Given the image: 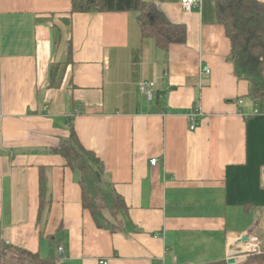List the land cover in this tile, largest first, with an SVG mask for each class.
Here are the masks:
<instances>
[{"label":"crops","instance_id":"crops-1","mask_svg":"<svg viewBox=\"0 0 264 264\" xmlns=\"http://www.w3.org/2000/svg\"><path fill=\"white\" fill-rule=\"evenodd\" d=\"M145 1L186 28L184 44L162 52L142 38L134 12L0 0L7 245L47 259L59 243L64 264H214L233 256L239 264L243 237L264 244V116L254 114L249 83L228 60L217 0L190 12L181 0ZM196 104L204 115L193 131ZM72 131L128 207L117 232L96 225L79 172L54 152Z\"/></svg>","mask_w":264,"mask_h":264},{"label":"trees","instance_id":"trees-1","mask_svg":"<svg viewBox=\"0 0 264 264\" xmlns=\"http://www.w3.org/2000/svg\"><path fill=\"white\" fill-rule=\"evenodd\" d=\"M134 12L143 39L153 38L159 50L167 53L172 45L184 44L187 31L184 26L171 23L156 4L145 0H72V13ZM218 23L224 27L231 43L228 60L235 67L238 79L249 83L248 99L264 112V2L260 0H217ZM63 156L67 165L80 174L83 207L92 215L101 229L117 232L126 221L128 207L105 174V166L97 155L83 147L73 131L68 139L54 150ZM2 258L9 257L27 264H58L57 255L43 259L39 255L7 245L0 237ZM61 247L55 244L56 252ZM12 254V255H11ZM14 254V255H13ZM254 262V261H253ZM264 264V257L256 259ZM214 264H227L226 262ZM248 264V263H246Z\"/></svg>","mask_w":264,"mask_h":264},{"label":"built area","instance_id":"built-area-1","mask_svg":"<svg viewBox=\"0 0 264 264\" xmlns=\"http://www.w3.org/2000/svg\"><path fill=\"white\" fill-rule=\"evenodd\" d=\"M181 4L187 11L190 12L192 8L198 7L201 4V0H181ZM202 72L204 74H206V75L210 74V70L207 67H203ZM146 87L147 86L145 84L141 85V89H142V91L144 93H147ZM242 103H243V101H240V104H242ZM77 114H79V112H77ZM254 114L255 115L264 116V112L261 113L260 110L258 108H256V107H254ZM203 115L204 114H203L201 105L200 104H196L193 107V110L191 111V114H190V117H189V121H190V125L189 126H190L191 130H195L196 129V126H198L197 125L198 120ZM156 163H157L156 159L151 160V164L152 165H156ZM247 237H249V241L245 242L247 247H246V251H244V252L248 253L249 254L248 256L255 255V254L259 253L260 249H261V246H260L261 242H260L259 238L256 237V236H252V235H249ZM65 253L66 252H65V248L64 247H59L57 249L56 255H57V258H58V261H57L58 264H64V262H65V257H64Z\"/></svg>","mask_w":264,"mask_h":264},{"label":"rangeland","instance_id":"rangeland-1","mask_svg":"<svg viewBox=\"0 0 264 264\" xmlns=\"http://www.w3.org/2000/svg\"><path fill=\"white\" fill-rule=\"evenodd\" d=\"M260 246H261L260 252L255 254V255L248 256L249 254L245 253V252L238 254L237 256L240 258L239 260L241 261V263H239V264H246V263H248V264H257L255 262L256 259L258 260L259 258L264 257V244H261ZM2 250H4V249L0 245V264H4L3 258H2V252H1ZM4 260L7 261V264H18V263H20V261L18 259L11 258V257H9L8 260H6V258ZM21 264H27V263L26 262H24V263L22 262Z\"/></svg>","mask_w":264,"mask_h":264},{"label":"water","instance_id":"water-1","mask_svg":"<svg viewBox=\"0 0 264 264\" xmlns=\"http://www.w3.org/2000/svg\"><path fill=\"white\" fill-rule=\"evenodd\" d=\"M249 241V237H243L239 242L245 243ZM227 264H237V257L233 256L227 260Z\"/></svg>","mask_w":264,"mask_h":264},{"label":"bare ground","instance_id":"bare-ground-1","mask_svg":"<svg viewBox=\"0 0 264 264\" xmlns=\"http://www.w3.org/2000/svg\"><path fill=\"white\" fill-rule=\"evenodd\" d=\"M197 129V128H196ZM194 131V130H193Z\"/></svg>","mask_w":264,"mask_h":264}]
</instances>
